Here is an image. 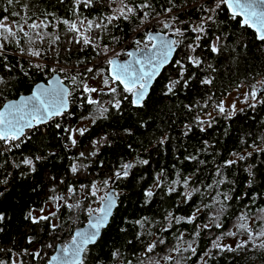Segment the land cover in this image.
<instances>
[{"label":"trees","instance_id":"obj_1","mask_svg":"<svg viewBox=\"0 0 264 264\" xmlns=\"http://www.w3.org/2000/svg\"><path fill=\"white\" fill-rule=\"evenodd\" d=\"M140 2L141 0H136V3ZM181 2L182 0H177V3ZM198 2L207 6L208 0H198ZM30 3L31 11L37 16L49 12L55 13L58 18L75 19L69 11L72 0H65L63 4L60 0H30ZM152 3L161 13V5L170 6L167 0H152ZM4 7H8L6 0H0V13L8 15L3 12ZM12 10L20 9L19 6H12ZM102 12L106 13L107 9L101 5L81 8V18L92 19ZM202 14L190 7L186 14L181 13L180 19L195 25ZM216 18L219 29L209 25L210 36L213 31L216 34L234 33L235 35L229 36L230 47L221 55L211 53L207 46L197 49L196 55H200L204 64L199 69L186 65L188 68L186 76L195 73V79L189 87L176 91L175 95H164V86L170 78H176V66L170 63L155 79L148 94L149 99L141 109L124 101L122 111L118 112L106 103L113 99L110 94L95 93L93 98L104 102L103 106L109 109L105 114L106 118L99 115L98 106L88 105L85 102L87 94H82V90L76 88L69 96L73 97V101L72 103L70 101V109L66 114L30 129L19 148L6 151L4 145L0 143V153H2L0 154V181L7 180V190L0 196V212L6 216V219L0 222V229H2L0 249L4 250L0 252V259L8 260L11 257L17 260V264L20 261L24 264H45L55 246L69 241L73 230L83 225L89 216L87 211H70L66 206H62V201L54 203L49 197L66 195L69 185L79 187L81 184H90L92 181H96L100 191H103L105 187L100 182L112 176L121 164L131 163L133 168L130 169L128 178L109 184L114 187L115 192L120 194L118 206L97 243L89 246L85 264H128L129 261L132 264H140L141 260L147 264V257L141 254L144 253L148 243L158 238H164L166 243L150 254L155 259L167 254L166 248L178 243L182 247H187L188 243H191L197 251L195 254L191 250L180 253L184 258L182 264H204L205 260L207 264H264V249L252 247L251 244L244 250L236 252H219L212 249L205 256V252L211 248L212 241L222 232L231 230L240 213L247 212L250 208L251 215L255 216L256 209L264 207V152L256 151L253 146L255 142L260 148H264V143L258 139L264 136V127L261 126L264 124V104H258L255 109L244 104L235 110L231 118H225L214 108V105L231 92L241 87H246L249 91L247 85L264 78V51H262L264 44L256 39L254 30L238 24L237 21L242 19L241 17L232 20L226 6L221 9ZM177 26L183 28L188 24ZM152 28L163 33H171L155 22L140 25L136 18L119 19L108 25L107 30L102 33L103 39L100 44L109 47L108 57L121 56L125 49L137 48L136 40L141 41L140 47L144 44L150 45L151 42L146 36ZM50 30L60 35V41L54 46L59 55L48 50L41 59L32 58L33 63L47 65L44 72L30 68L26 58L19 56L13 58L9 55V61L16 64V61L20 60L29 75L25 77L19 67L8 74L0 71V75H3L5 80L12 77L8 86L0 85V107L7 100L29 93L35 83L46 81L54 73H58L64 83L71 87L70 81L64 79L66 73L69 77L79 74L80 78L87 83L89 77L94 74H85L83 70L86 66L107 69L106 63H99L106 57L98 56L93 48L67 43L72 34L66 32V26L58 24L56 28ZM187 35L194 36L190 31ZM238 39L248 45L247 49L239 47ZM188 43H191L190 39L184 41V44ZM201 43L203 44V41ZM184 44L176 50L173 61L184 59L187 51ZM233 48L235 51L232 50ZM9 51L14 52V46H10ZM209 64L211 68L208 67ZM52 68H56L57 71L52 72L50 70ZM61 68L65 69L66 73L59 71ZM205 77L211 78L213 83L200 84V80ZM97 88H104V85ZM209 97L211 100L208 99ZM129 99H131L130 96ZM240 109L243 111L241 112ZM210 111H216V113L209 116L207 114ZM82 117H88V119H82ZM197 117L206 123L200 125L196 120ZM210 120L212 123L208 127L207 122ZM82 121L86 124L80 128L88 130L82 136L77 133L74 136L77 144L72 146L67 139L68 133L64 129H74ZM56 124H60L61 127L58 129ZM186 125L190 126L191 130ZM201 127L205 130L201 131ZM126 129L128 131H125ZM93 141H100L97 145L98 151L95 156H88V153L94 150ZM80 152H85L87 158H78ZM247 152L253 153L252 157L239 161L231 167L225 165V161L236 159L233 153L244 155ZM36 156L44 158L36 161L37 171L21 177L19 175L21 169H17L14 165L24 157L35 158ZM193 156L196 159H189ZM141 160H148L149 163L142 164ZM73 162L87 165V167L73 174L70 171ZM250 166L254 179L245 170ZM217 170L222 175H216ZM162 172L166 173L160 177L162 186L156 188V177ZM178 173L180 179L192 177L188 188H184L182 184L173 185L172 182L178 179ZM52 177L55 179H51ZM221 179H225L226 182L217 185L215 182ZM250 179L251 184H249ZM210 184L212 188L208 187ZM170 186L175 187L176 191L169 193ZM34 187L35 191H33ZM3 188L4 185L0 183V190ZM149 188L155 193L150 200L143 194ZM193 188H198L199 192H194L186 203L182 202L184 197L180 193L191 191ZM100 191L95 197L90 196L85 200L81 195L68 199V203L75 204L79 199L83 209L88 207L97 209V204L94 203L100 200ZM217 192L227 193L231 197L230 200L224 201L227 207L224 215L219 218L222 228H216L212 223L213 209H203L205 204L213 202ZM220 200H224L223 195L220 196ZM245 205L249 208H245ZM44 206L47 208L52 206V212L56 213L52 222L61 225L56 231L50 229L48 222L34 224L26 218L29 210H33L34 215V211ZM197 208L202 211L198 213L194 223H187L185 220L176 224L173 220L169 226L170 222L165 219L168 212L173 213L175 217H188ZM145 218L147 222L143 226L135 223ZM248 223L254 230H259L258 221L255 219H250ZM205 224H209L210 227L196 228V225ZM122 228L125 231H121ZM197 230L200 231L198 237L194 235ZM180 233L184 234L182 241L177 240ZM137 234H140L139 240L136 238ZM29 237H32L31 243H29ZM228 237L225 235L219 243L235 248L236 244H230ZM240 239H247V236H242ZM259 242L257 240V244ZM49 244L52 247H48ZM9 249L11 252L8 251ZM24 250L27 252L25 253ZM116 250H119L120 254L118 257H113L112 253ZM37 251L41 253V256L33 259L31 254ZM17 253L20 255H14ZM202 256L204 260H201ZM160 264H166V262L161 259Z\"/></svg>","mask_w":264,"mask_h":264},{"label":"snow or ice","instance_id":"obj_2","mask_svg":"<svg viewBox=\"0 0 264 264\" xmlns=\"http://www.w3.org/2000/svg\"><path fill=\"white\" fill-rule=\"evenodd\" d=\"M167 2L170 6L165 7L161 5V13L155 9L152 0H141L140 3H136V0H72L69 11L75 19L70 20L67 18H58L55 13L49 12L37 16L35 12L31 11L30 0H6L8 7H4L3 12L8 13V15L0 13V71L8 74L19 67L25 77L29 75V72L24 70V65L20 60H17L16 64H12L9 61V55H12L13 58L16 56L26 58L30 68H34L39 72H44L47 65L44 63H33L32 58L39 60L47 54L48 50L53 51L57 56L59 55V53L55 51L54 46L60 41V35L50 30L56 28L58 24L66 26V32L72 34L71 39H69L67 43L93 48L96 50L98 56L103 55L106 57L105 60H101L99 63H106L108 67L105 69L102 67L86 66L83 70L85 74L92 73L94 75H101L103 77L104 88L98 89L90 87L84 79L80 78L79 74L69 77L67 76L66 70L61 68L59 71L66 73L64 79L70 81L71 87L65 84L63 79L53 77L48 81L46 86L38 85L30 96L23 97L16 102L4 104L3 109H0V143L4 145L5 150L11 151L13 148H19L20 143H23L22 138L26 136L25 129H33L39 125L46 124L47 121L54 117L63 115L68 108V98L76 88L81 89L82 94H87L85 102L88 105L98 106L99 115L106 118L105 114L108 113L109 109L103 106L104 102L93 98V93L110 94L113 99L108 100L106 103L111 105V107L118 112L122 111V103L124 101H128L131 106L137 109H141L149 99L148 94L152 82L160 74L161 69L170 63L176 66V78H170L168 83L164 86V95H175L176 91L189 87L190 83L195 79V73L186 76V72L188 71L186 65L195 66L199 69L204 64L200 55H196L198 48L207 46L211 53L221 55L230 47L228 42L229 36H234V33L216 34V32L213 31V34L211 36L209 35V25H214L216 29H219V23L216 17L224 6H226L230 12L232 20H237L238 17H242V19L237 21L241 27L255 29L256 39L264 44V0H208L207 6L198 2V0H182L181 3H177V0H167ZM60 3H65V0H60ZM94 5H101L107 9V12H102L98 17L92 19L87 17L81 18V8H91ZM12 6H19L20 10H12ZM190 7L203 13L195 25L180 19L181 13L186 14ZM49 17H52V19H49ZM133 18L138 19L140 25L152 22L160 24L163 29H167L179 39L168 38V33L149 34L147 35V40L150 41L151 44H144L143 47H140L141 41L136 40L135 44L137 45V50L127 53L128 57H130L129 60L120 62L113 57H108L107 54L110 51L109 47L107 45L101 46L100 44V41L103 39L102 33L107 30L108 25L116 20H131ZM54 21H56V23H54ZM186 23L188 24L187 27L182 28L177 26ZM189 31L193 33L194 36L189 37L187 35ZM189 39L191 43L184 44V41ZM202 41L203 44L201 43ZM237 43L242 49H247L248 47L242 40L238 39ZM182 44H184V48L187 50L184 59H175L173 61V54ZM10 46H14V52L9 51ZM232 50L235 51V48ZM262 51H264V49H262ZM208 67L211 68L212 66L209 64ZM50 70L52 72L57 71L56 68ZM105 72L107 73L106 75ZM11 79L12 77H9L8 80H5L4 76L0 75V85L8 86ZM212 83L213 80L211 78L205 77L200 80V84L202 85H211ZM247 86L249 91L243 94L245 98L244 103L248 104V107L252 109H255L258 104H264V78L259 81H254ZM105 89H107L106 92ZM129 96L131 99H129ZM208 99L211 100V97ZM249 100H251L252 103H249ZM207 106V103H205V107ZM229 107L233 110L232 112L226 110L223 101L214 105V108L219 114L225 116V118H231V116L235 114V103ZM240 111L242 112L243 109H240ZM209 116H211L210 113ZM82 119H88V117H82ZM196 120L200 125L206 123L199 117H197ZM93 123H95V118H93ZM211 123V120L207 122L208 127L211 126ZM261 126L264 127V124ZM56 127L59 129L61 125L56 124ZM186 127L191 130L190 126L186 125ZM87 130V128L64 129V131L68 133L67 139L72 146H76L77 144L74 133L78 132L82 136ZM204 130L205 128L201 127V131ZM125 131L128 130L126 129ZM258 139L261 143H264V136ZM99 143L100 141H93L94 150L88 153V156H95L97 154V145ZM161 143H163V140H161ZM253 146L256 151L264 152V148H260L255 142ZM232 155L235 156L236 159H229L224 162L228 167L237 164L239 161H244L248 157H252L253 153L247 152L244 155L233 153ZM78 158H87L85 152H80ZM41 159L44 158L40 156H36L35 158L24 157L14 166L17 169H21L19 175L24 177L29 173H35L37 171L36 161ZM189 159L194 160L196 157H189ZM140 163L146 165L149 161L141 160ZM200 163H203V161H200ZM21 166L24 167L22 168ZM86 167L87 165L73 162L70 166V171L73 174H77ZM132 168L133 164L123 163L112 176L105 178L100 184L108 189L110 183L115 184L117 180L128 178L130 169ZM245 170L248 171L249 176L254 179L251 166ZM164 175H166V173L163 172L157 175L156 188H161L160 177ZM177 175L178 179L172 182L173 185L182 184L184 188H188L192 177L180 179L179 173ZM216 175L220 176L222 173L217 170ZM51 179L54 180L55 178L52 177ZM225 182V179H221L215 183L219 185ZM0 183L4 185L3 190H0V196H2L4 191L7 190V180L0 181ZM251 183L252 180L250 179L249 184ZM208 187L212 188V185L210 184ZM35 190L34 187L33 191ZM98 191H100L98 183L92 181L90 184H81L79 187L69 185L66 195L49 197L54 203L56 201H62V206H66L70 211H87L90 219L89 229L87 231H76L70 243L61 246L58 249V254L52 256L48 264H53L54 261L56 264H85L89 246L95 245L100 238L101 229L107 225L109 218L112 216L113 209L117 207V199L120 194L114 190L106 191L105 195L100 197L101 206L97 209L91 207L83 209L79 199H77L75 204L68 203V199L77 198L82 195L83 199L87 200L90 196L95 197ZM175 191V187H168L169 193ZM194 192H199V189L193 188L191 191L180 193L184 197L182 202L186 203L187 200L191 199ZM143 194L148 200L155 195L151 188L146 189ZM221 195L224 197L223 201L220 200ZM230 199L231 197L227 193L217 192L213 197V202L203 206L204 210L213 209L211 214L212 223L216 228L223 227L219 222V218L224 215L227 207L224 201ZM216 205H219V207H216ZM245 208H249V206L245 205ZM39 211L41 215L35 216L33 215V210H29L26 218L31 220L34 224L48 222L52 231H56L61 227V225L52 222L53 218L56 217L55 212L49 211L47 214H43L45 212L44 207H41ZM201 211L202 209L197 208L195 212L188 217H175L173 213L168 212L165 219L170 222L169 226H171V221L173 220L176 224L185 220L187 223H194L198 213ZM94 213L96 214L95 219H91ZM5 219V214L0 212V222H3ZM250 219L258 221V231L254 230L251 224L248 223ZM145 222H147V218L138 220L135 223L143 226ZM209 227V224L203 226L196 225L197 229H208ZM233 227L236 228V231L229 230L226 233L222 232L220 236L212 241L211 248L205 252V256H207L212 249H216L219 252H236L237 250H244L249 244H251L252 247L264 249V207L257 208L255 216L251 215L250 208L247 212L240 213L236 217V223ZM166 230L167 229H165V231ZM0 231H2V229H0ZM121 231H125V229L122 228ZM238 233L246 235L247 239L238 241L235 248L227 244L219 243L225 235L236 237ZM194 235L197 237L200 236V231H195ZM136 238L139 240L140 234H137ZM183 238V233L177 236L178 241H182ZM28 240L29 243H31L32 237H29ZM257 240L260 241L259 244H257ZM129 243H131V241H129ZM165 243L166 241L164 238H158L145 246V251L141 255L147 257V264H160L161 259L165 261L166 264H169V262L170 264H182L184 258L180 253L191 250V252L195 254L197 251L191 243H188L187 247H182V245L178 243L170 248H166L167 254L161 256L159 259H155L150 255L154 253L160 245H165ZM48 247H52V245L49 244ZM3 251V249H0V252ZM8 251L11 252V249ZM24 252L26 253L27 250H24ZM119 254V250H116L112 253V256L118 257ZM14 255L19 256L20 254L17 253ZM31 255L33 259H37L40 258L41 253L37 251ZM201 260H204L203 256ZM0 264H17V260L11 257H9L8 260L0 259ZM19 264H24V262L20 261ZM128 264H132V262L129 261ZM140 264H145V261L141 260ZM204 264H207L206 260Z\"/></svg>","mask_w":264,"mask_h":264},{"label":"water","instance_id":"obj_3","mask_svg":"<svg viewBox=\"0 0 264 264\" xmlns=\"http://www.w3.org/2000/svg\"><path fill=\"white\" fill-rule=\"evenodd\" d=\"M241 18H242V17H241ZM251 29L255 31V29H253V28H251ZM149 34H152V35H155V34H163V32H160V31L157 30L156 28H152V29H150V30L147 32V35H149ZM146 38H147V36H146ZM168 38L171 39V38H175V37H174L173 34L168 33ZM136 50H137V48L129 47V48L125 49L124 53H123L121 56H113V58L117 59V60L120 61V62H123V61L129 60L130 57H128L127 53L130 52V51L135 52ZM174 54H175V53H174ZM174 54H173V57H174ZM166 66H167V65H165L164 67H166ZM162 70H163V68L161 69V71H162ZM161 71H160V73H161ZM158 76H159V75H158ZM158 76H157V77H158ZM53 77H55V78H57V79H61V77H60V75H59L58 73H54V74H52V75H51L46 81H41V82H37V83H35V84L32 86V89H31V91H30L29 93H27V94H22V95H19L17 98H14V99H10V100L5 101V102L3 103V105L0 107V109H3V106H4V104H6V103H9V102H16V101L20 100V99L23 98V97L30 96V95L32 94V92L36 89V87H37L38 85L46 86L47 83H48V81H49L50 79H52ZM154 81H155V80H154ZM154 81L152 82L151 86L153 85ZM151 86H150V89H151ZM150 89H149V91H150ZM69 109H70V102H69V98H68V108H67V110L65 111V113H67V111H69ZM65 113H64V114H65ZM64 114H63V115H64ZM61 116H62V115H61ZM57 117H59V116H57ZM54 118H55V117H54ZM47 122H48V121H47ZM42 125H43V124H42ZM39 126H40V125H39ZM28 130H30V129H25V133H26V131H28ZM108 190H114V191H115V189H114L113 186H109L108 189H107L106 191H108ZM118 201H119V197H118V199H117V206H118ZM100 206H101V201H100V203H99V207H100ZM116 208H117V207H116ZM116 208L113 209L112 216H113V214H114ZM95 215H96V214L94 213L93 216L91 217V219H95ZM112 216L109 218V221H108L107 225L110 223V220H111ZM89 219H90V217L88 216L87 221H86L83 225H81V226L75 228V229L73 230V232H72V236H73V235L75 234V232L78 231V230L87 231V230L89 229ZM107 225H106L104 228L101 229V234H102V231L107 227ZM72 236H71V238H72ZM70 241H71V239H70L69 241H67L66 243H64V244H68V243H70ZM64 244H63V245H64ZM63 245L58 243V244L55 246L53 253H52L51 256L48 258V260L46 261L45 264H48V262H49V260L51 259L52 256H55V255L58 254V249H59L61 246H63ZM90 246H91V245H90ZM53 264H56V262L54 261Z\"/></svg>","mask_w":264,"mask_h":264},{"label":"rangeland","instance_id":"obj_4","mask_svg":"<svg viewBox=\"0 0 264 264\" xmlns=\"http://www.w3.org/2000/svg\"><path fill=\"white\" fill-rule=\"evenodd\" d=\"M113 56H119V55H113ZM87 84L90 87L93 88H97V87H101L103 85V77L101 75H93L92 78L88 79ZM248 89L246 87H241L233 92H231L230 94H228L222 101L224 102L225 108L229 111H233L229 106L232 105L233 103H235L236 105V109L241 108L244 104V93L247 91ZM95 93H93L92 95L94 96ZM73 101V97H69V102ZM249 102H252L251 100H249ZM210 114H214L216 113V111H210ZM209 113L207 115H209ZM66 114V113H65ZM50 121V120H49ZM48 121V122H49ZM47 122V123H48ZM86 124V122H80L74 129H79L82 125L84 126ZM78 132L74 133V136L77 135ZM106 188L102 191H100L99 193V198L105 195L106 192ZM101 200H99L97 203L95 202L94 204H97V207L99 208V203ZM45 212L43 214H47L49 211H53V207L51 206V208H47V206H44ZM34 215L38 216L41 215L39 210L34 211ZM231 231H236L235 227H232ZM245 236L243 234L238 233L236 237H228V242L230 244H236L238 241H240L241 237Z\"/></svg>","mask_w":264,"mask_h":264},{"label":"built area","instance_id":"obj_5","mask_svg":"<svg viewBox=\"0 0 264 264\" xmlns=\"http://www.w3.org/2000/svg\"><path fill=\"white\" fill-rule=\"evenodd\" d=\"M106 58H104V60H105ZM29 131V130H28ZM28 131H26V135H27V132ZM23 139V142L25 141V139H26V136L24 137V138H22ZM21 144V143H20Z\"/></svg>","mask_w":264,"mask_h":264}]
</instances>
